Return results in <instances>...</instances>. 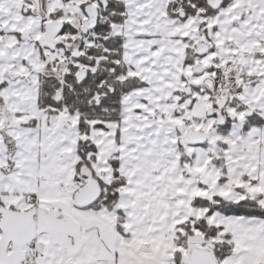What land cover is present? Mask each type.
Here are the masks:
<instances>
[{"label":"snow or ice","instance_id":"snow-or-ice-1","mask_svg":"<svg viewBox=\"0 0 264 264\" xmlns=\"http://www.w3.org/2000/svg\"><path fill=\"white\" fill-rule=\"evenodd\" d=\"M0 264H264V0H0Z\"/></svg>","mask_w":264,"mask_h":264}]
</instances>
